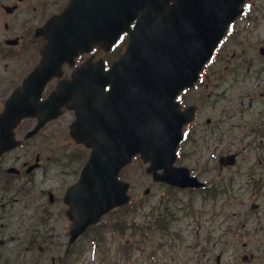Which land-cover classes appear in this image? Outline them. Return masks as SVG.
<instances>
[{
    "label": "flooded vegetation",
    "instance_id": "flooded-vegetation-1",
    "mask_svg": "<svg viewBox=\"0 0 264 264\" xmlns=\"http://www.w3.org/2000/svg\"><path fill=\"white\" fill-rule=\"evenodd\" d=\"M68 1L0 0V113L6 109L16 91L22 101L31 102L33 106L37 104V82L28 78L42 58L41 49L46 39L40 29L52 16L62 12ZM256 18L262 19L263 14L259 13ZM234 24L237 26L234 38L243 30L259 31L264 28L263 22L254 20L248 22L249 25L243 23L239 26L237 21ZM261 50L262 44L259 47ZM101 60L104 67V50L98 44L89 53L79 54L73 64L63 63V75L60 78L52 77L42 92L38 82V104L55 89L61 78L70 77L85 62L98 64ZM212 65L213 69L206 72V84L200 78L198 84H201L192 88L195 99L181 105L196 106L194 119L184 127L189 134L186 132L182 143L187 147L189 142L208 141L216 136L217 130L239 133V137L229 135V140L263 141L264 127H248V121L238 120L231 123L228 129L218 128L212 114L206 113L207 109L215 110V106L206 99L216 103L208 82L215 88L227 83L221 88L227 92L229 86L241 81L248 86L261 87L260 94H264V67L256 71L249 69V66L255 65L243 54L237 55L235 52L217 54ZM243 65H246V70L240 73L238 68ZM250 77L253 80H249ZM254 91L248 90L247 86L242 88L241 101L237 105L253 106L258 98L255 93L252 94ZM245 99H248L247 104ZM42 116L41 113L24 116L14 127L13 136L8 131L0 135V264H76L92 232L87 228L72 238L74 222L68 214V191L79 179L89 156V148L78 142L70 132L75 111L65 105L55 117L41 122ZM188 154L187 150L183 151L184 156ZM242 162L250 164L243 169L251 173V181L238 183V186L245 189L263 188L264 169L255 164L264 165V161L259 157L250 160V156L246 155L242 157ZM221 184L229 187L228 182ZM224 194L227 198V193ZM246 246L244 242L243 248ZM220 252L223 253V250ZM249 252L243 255L246 258L243 264H264L260 261L261 254ZM198 264L235 263L218 262L217 255L212 254L209 261L200 260Z\"/></svg>",
    "mask_w": 264,
    "mask_h": 264
},
{
    "label": "water",
    "instance_id": "water-1",
    "mask_svg": "<svg viewBox=\"0 0 264 264\" xmlns=\"http://www.w3.org/2000/svg\"><path fill=\"white\" fill-rule=\"evenodd\" d=\"M168 1L127 0V6L117 12L120 13V18H115L111 23V31L105 37L109 38L105 44L108 49L120 32L129 28L131 19L142 9L141 18L134 29L130 30V41L125 54L105 71L104 80H97L96 77L82 79L76 75L69 81L68 85L81 87V90L77 88L69 94L75 97L73 106L78 115L74 135L93 147L82 178L74 189L77 196L75 200H70L71 216L75 220L74 236L113 206L128 201L129 183L120 180L118 174L121 167L138 151L145 160L152 161L148 171L153 172L155 179L180 186L202 184L196 177L189 175L187 168L173 166L175 148L185 122L183 120L188 117L186 111L184 116L181 113L178 122L172 118V109L177 108L174 97L179 89L193 83L199 68L226 28L229 17H233L239 10L198 9L196 0H175L171 4ZM239 2L240 0L237 6ZM78 3L81 2L73 0L71 5ZM166 6H170L169 9H165ZM144 7L147 8L144 10ZM73 16L72 9H67L61 19L69 23ZM94 29L95 27H89V37L96 36ZM83 30L87 31L84 25ZM78 32L81 33L78 27L65 26L57 33L58 40L51 36L44 50L43 60L47 59L51 51L62 54V50L66 49V57H71L79 49L88 48L84 44L87 36L84 38L83 34L77 35ZM122 67V71H119ZM51 73L52 71L41 76V84ZM107 84H111V87L104 93L102 89ZM102 92L107 98L105 128L118 125L115 108L117 95L141 98L142 101L138 100L137 103V120L132 121L130 135L123 134V125L116 135L102 132L100 126L103 124H100L97 101V96L102 95ZM60 93L56 92L54 96L57 97ZM113 97V102L108 101ZM62 102L64 101H60ZM17 108L22 114L24 109L19 106ZM142 112H147L148 116H144ZM18 118L8 115L4 117L3 124L11 127ZM159 168H164V171L158 173Z\"/></svg>",
    "mask_w": 264,
    "mask_h": 264
},
{
    "label": "rangeland",
    "instance_id": "rangeland-1",
    "mask_svg": "<svg viewBox=\"0 0 264 264\" xmlns=\"http://www.w3.org/2000/svg\"><path fill=\"white\" fill-rule=\"evenodd\" d=\"M257 3L258 0L252 1L250 14L255 15L254 21H258L256 17L259 13L264 14V0L258 5ZM259 21L264 23V16ZM259 31L243 30L234 40L224 44L223 55L232 52L243 54L244 58L255 65L249 66V69L256 71L264 67V53L259 51L260 45H264V28ZM212 67L213 65H210L207 72H210ZM238 69L240 73H244L246 65ZM227 74L230 76V73ZM204 80L206 81L207 77ZM249 80L253 78L250 77ZM253 84L255 85V82ZM208 85L216 103L207 98L208 102L214 104L215 110L207 109L206 113L212 114L218 128L228 129L231 123L238 120L248 121V127L258 128L261 123L264 126V94H260L261 87L248 86L238 81L224 92L221 88L227 86V83L221 88H215L209 82ZM245 86L248 90H255L252 94L258 95L253 106L237 105L241 101L240 90ZM189 94V97L196 96L193 91H189L185 96ZM247 102L248 99H245L246 104ZM238 134L234 131L217 130L216 136L208 141L190 144L188 156L177 161V164H184L193 169L192 172L206 181L228 182V200L220 191L217 197H213L205 195L202 190L180 189L155 182L146 172V164L137 158L120 173L121 177L131 182V202L127 206L117 207L99 225H95L94 231L100 234L103 240L97 242V250L95 242L90 241V234L76 264H196L199 260L208 261L212 254L221 250L223 262L243 264L239 257V248L243 241L249 242V251L258 248L259 252L264 251V188H240L238 183L245 182V175L239 174L236 166L221 171L218 162L221 153L241 150V162L242 157L247 154L253 159L256 152L262 153L264 160V145L262 147L259 139L245 151L244 147L249 140L227 139L229 135L239 137ZM147 186L151 190L145 194ZM251 202H258L260 205L251 209ZM233 214L237 216L234 217ZM158 223L164 225V229L158 227ZM206 241L211 249L204 257L202 246ZM235 244L240 245L237 247L238 255L235 254ZM260 261L264 262V256Z\"/></svg>",
    "mask_w": 264,
    "mask_h": 264
}]
</instances>
